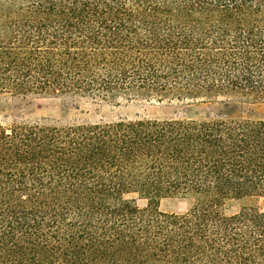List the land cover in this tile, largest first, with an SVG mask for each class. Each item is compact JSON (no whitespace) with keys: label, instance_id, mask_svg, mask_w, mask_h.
I'll return each instance as SVG.
<instances>
[{"label":"trees","instance_id":"1","mask_svg":"<svg viewBox=\"0 0 264 264\" xmlns=\"http://www.w3.org/2000/svg\"><path fill=\"white\" fill-rule=\"evenodd\" d=\"M0 93L264 99V0H0ZM224 107L0 125V264H264V206L223 210L264 198V118Z\"/></svg>","mask_w":264,"mask_h":264},{"label":"rangeland","instance_id":"2","mask_svg":"<svg viewBox=\"0 0 264 264\" xmlns=\"http://www.w3.org/2000/svg\"><path fill=\"white\" fill-rule=\"evenodd\" d=\"M234 106L231 116L264 118V99L255 97L220 98L211 101L169 97L157 99L147 96L118 97L113 101L80 95L12 94L0 93V125L11 127L19 122H46L76 124L79 122H113L120 119L178 118L201 119L217 116L225 110L224 103ZM127 198L144 208L148 199L138 193ZM250 203L264 206V198L228 199L223 207L227 214L237 213ZM196 200L190 195L176 194L159 199V210L169 213H185Z\"/></svg>","mask_w":264,"mask_h":264}]
</instances>
